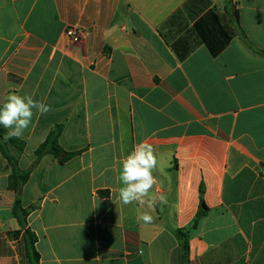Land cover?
I'll list each match as a JSON object with an SVG mask.
<instances>
[{
	"label": "crops",
	"instance_id": "obj_1",
	"mask_svg": "<svg viewBox=\"0 0 264 264\" xmlns=\"http://www.w3.org/2000/svg\"><path fill=\"white\" fill-rule=\"evenodd\" d=\"M10 93L51 110L19 137V194L0 152V264H30L17 198L39 264H184L177 230L202 202L187 264H264V0H0V105ZM57 127L75 155L38 160ZM144 140L158 161L147 225L118 197Z\"/></svg>",
	"mask_w": 264,
	"mask_h": 264
},
{
	"label": "clouds",
	"instance_id": "obj_2",
	"mask_svg": "<svg viewBox=\"0 0 264 264\" xmlns=\"http://www.w3.org/2000/svg\"><path fill=\"white\" fill-rule=\"evenodd\" d=\"M50 110L44 101L36 100L31 95L10 93L0 105V126L7 129L4 140L21 137L29 129L34 115H44ZM157 164L153 145L144 140L135 144L133 150L123 158L118 177L122 184L118 188L119 200L125 206L137 203L146 207L148 211L137 216V220L146 225L154 222L151 213L155 209L156 198L150 196V192L157 183L153 174Z\"/></svg>",
	"mask_w": 264,
	"mask_h": 264
},
{
	"label": "trees",
	"instance_id": "obj_3",
	"mask_svg": "<svg viewBox=\"0 0 264 264\" xmlns=\"http://www.w3.org/2000/svg\"><path fill=\"white\" fill-rule=\"evenodd\" d=\"M61 130V127L55 128L49 134L47 139L36 149L35 155L38 160L46 154H51L55 158H58L60 163L63 164L67 162L73 155H75L74 153L65 152L61 147L59 143ZM6 132L7 129H4L2 126H0V152L11 166V174L9 176L8 182L9 189L19 194L23 185L27 183L31 175L30 171H23L19 168V158L25 151L26 143L16 137L5 141L4 135ZM13 213L19 221L22 230L24 231L26 242L29 245L30 264H39L40 255L35 249V242L37 238L36 235L27 226V219L30 215V209L23 208L20 198H17L13 208ZM206 213L207 208L202 202L197 213L196 221L191 226L177 230V236L181 242V247L184 252V264H187L189 255L188 234L190 227L195 226L197 224V221L201 217L205 216Z\"/></svg>",
	"mask_w": 264,
	"mask_h": 264
},
{
	"label": "built area",
	"instance_id": "obj_4",
	"mask_svg": "<svg viewBox=\"0 0 264 264\" xmlns=\"http://www.w3.org/2000/svg\"><path fill=\"white\" fill-rule=\"evenodd\" d=\"M66 35L70 40H72L74 42H78L81 39V32L79 30L74 29V28H69L66 31Z\"/></svg>",
	"mask_w": 264,
	"mask_h": 264
}]
</instances>
